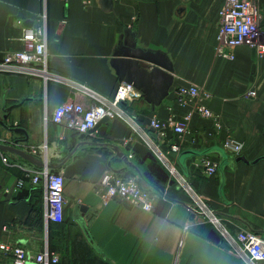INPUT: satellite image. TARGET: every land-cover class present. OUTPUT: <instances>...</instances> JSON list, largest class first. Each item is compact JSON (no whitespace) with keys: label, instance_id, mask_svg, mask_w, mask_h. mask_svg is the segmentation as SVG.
Instances as JSON below:
<instances>
[{"label":"crops","instance_id":"crops-1","mask_svg":"<svg viewBox=\"0 0 264 264\" xmlns=\"http://www.w3.org/2000/svg\"><path fill=\"white\" fill-rule=\"evenodd\" d=\"M226 2L0 0V60L7 52L25 48L27 27L45 24L49 72L54 75L0 73V120L4 109L13 107L4 121L30 133V142L21 149L49 165L62 163L80 140L65 125L52 121L54 110L78 97L73 83L104 96L114 94L120 81L111 61L130 30L138 47L162 52L170 59L175 81L159 107L153 109L154 102L141 96L128 113L137 117L149 136L150 127L140 120L141 115L174 117L185 123L181 153L224 149L228 138L241 143L240 155L225 151L229 160L224 180L220 172L206 176L202 164L203 157L220 164L217 153L185 156L184 167L180 153L177 167L233 234L252 230L264 237V159L250 165L235 162L241 155L249 161L264 156V53L258 49L264 46V33L252 44L236 48L234 59L221 55L220 13ZM189 85L201 87L203 96L180 103L175 90ZM199 101L211 109L212 117L196 111ZM0 133L2 143L24 137L1 124ZM129 133L125 121H105L55 170L66 177L65 219L48 226L44 183L34 186L27 179L23 188H17L25 170L41 167L0 150V244L22 246L35 255L52 242L59 264H243L219 230L189 209L188 192L171 177L141 134L124 144ZM168 140H179L171 129ZM110 144L119 146L128 158L132 154L129 160L136 168ZM40 146L44 150L34 154L33 149ZM161 149L168 152L170 146L165 142ZM107 170L137 176L154 197V211L145 212L121 199L105 201L100 183ZM0 264H13V255L0 252ZM28 264L37 263L32 258Z\"/></svg>","mask_w":264,"mask_h":264},{"label":"built area","instance_id":"built-area-1","mask_svg":"<svg viewBox=\"0 0 264 264\" xmlns=\"http://www.w3.org/2000/svg\"><path fill=\"white\" fill-rule=\"evenodd\" d=\"M221 27L219 37L223 41L219 53L230 59L235 58V49L252 44L253 39L264 33V3L261 0H227L221 13ZM25 48L21 51L5 53L0 60V73H25L32 75L54 76L49 71V59L47 52L46 25L31 26L25 29L23 35ZM264 53V46L260 47ZM73 89L78 97L59 105L53 112L52 121L55 124H63L77 135L92 134L91 132L100 121L119 119L125 121L130 133L124 139V144L129 145L134 140V134H141L151 150L157 155L160 162L168 169L171 177L175 179L190 195L189 209L202 216L206 215L230 243L233 251L248 264H264V237L252 230H241L233 234L222 219L216 214L204 199L187 183L185 177L178 169L177 156L181 153V139L187 132L185 123L176 121L174 117L162 120L157 117L151 118V126L154 127L158 140L141 130L138 119L127 111L135 100L142 94L132 84L120 82L112 96H104L86 85L73 83ZM253 94V93H251ZM175 95L180 103L186 102L190 97L201 99L203 91L198 85L180 86L175 90ZM89 99V100H88ZM126 102L127 105H121ZM196 111L205 117H212L211 109L198 102ZM171 129L179 138L178 141L168 140V130ZM1 141V139H0ZM167 142L170 146L168 152H163L161 145ZM226 152L234 156L242 152V144L233 138H228L223 143ZM44 147L33 149L37 154ZM133 155H129L132 159ZM3 161L12 165L8 157ZM202 164L206 176H215L219 173V162L211 157H203ZM30 179L34 186L44 183L46 189L45 222L62 223L65 219V184L66 177L63 172L53 171L48 168L25 170L24 178L17 183V188L25 186L26 180ZM101 190L105 201L121 199L134 207L145 212L154 211V197L150 189L145 188L140 179L129 172H115L107 170L101 179ZM0 252L13 255V264H28L34 259L37 264H59L60 256L51 251L47 245L41 252L31 255L22 246L11 247L0 244Z\"/></svg>","mask_w":264,"mask_h":264},{"label":"water","instance_id":"water-1","mask_svg":"<svg viewBox=\"0 0 264 264\" xmlns=\"http://www.w3.org/2000/svg\"><path fill=\"white\" fill-rule=\"evenodd\" d=\"M112 66L116 70L120 82H126L132 84L137 90L142 93L143 98L146 102H154L152 106L153 109L159 107L162 102L169 96L170 90L175 81L174 67L170 59L162 52L145 50L137 46V42L134 38L133 33L128 30L125 41L120 45L119 49L116 51L113 59ZM148 65H146V64ZM121 105L126 106V102H122ZM13 107H8L4 109L5 115L3 120H0V124L7 129L10 133H22L23 138H16L13 143H2L0 142V150L8 151L24 157L30 162L40 166L41 168H48L50 170L61 169L69 159L73 157L75 152L78 150L81 144L85 143L87 134L79 135L80 143L69 153V155L64 159L59 165H49L44 161L38 159L37 157L30 155L26 151L22 150L23 144H28L30 142V133L27 129L20 126H9L6 124L8 119V114L11 112ZM140 120L146 122L150 127L151 136L156 140L157 134L154 127L151 126V118L141 115ZM5 120V121H4ZM108 121V118L103 119L99 124L91 131L94 132L103 122ZM2 138V133H0V139ZM110 146L115 149L117 155L123 159L127 164L136 168V166L129 160L127 155L120 149L117 145ZM211 153H217L222 158L219 164V172L221 173L224 180V170L229 160V156L224 149H208L204 151H184L179 157V163H182V159L185 156H205ZM264 159L260 157L254 161H249L244 155L236 158L235 162H244L247 165L256 164L260 160ZM182 166L184 167L183 163ZM86 233H88L87 228H85Z\"/></svg>","mask_w":264,"mask_h":264},{"label":"trees","instance_id":"trees-1","mask_svg":"<svg viewBox=\"0 0 264 264\" xmlns=\"http://www.w3.org/2000/svg\"><path fill=\"white\" fill-rule=\"evenodd\" d=\"M130 108V106H127V110ZM73 150V149H72ZM41 208V207H40ZM42 210H41V214L39 215V217H38V220H39V222H42L41 220H43V217H42ZM50 250L51 251H54V248H53V245H52V242H50Z\"/></svg>","mask_w":264,"mask_h":264},{"label":"rangeland","instance_id":"rangeland-1","mask_svg":"<svg viewBox=\"0 0 264 264\" xmlns=\"http://www.w3.org/2000/svg\"><path fill=\"white\" fill-rule=\"evenodd\" d=\"M264 32V31H263ZM260 36V35H259ZM255 39V38H254ZM261 46L258 47V49H260ZM184 188V187H183ZM185 189V188H184ZM189 195V194H188ZM190 198V195H189ZM198 214V213H197ZM202 215V214H201ZM203 217H205V219L209 222V219L206 215H204ZM228 228V227H227ZM220 232V231H219ZM221 233V232H220ZM222 235V234H221ZM223 236V235H222ZM180 248V247H179ZM241 259V258H240ZM243 264H248L244 259H241Z\"/></svg>","mask_w":264,"mask_h":264}]
</instances>
